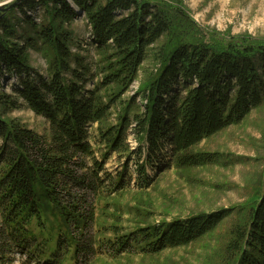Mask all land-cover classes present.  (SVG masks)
<instances>
[{"label":"trees","instance_id":"trees-1","mask_svg":"<svg viewBox=\"0 0 264 264\" xmlns=\"http://www.w3.org/2000/svg\"><path fill=\"white\" fill-rule=\"evenodd\" d=\"M73 1L76 8L67 0H41L46 21L37 25L28 18L35 37L24 46L7 21L0 20V264H12L9 257L15 253L29 263L77 264L80 255L95 256L103 244L111 246L114 258L154 255L201 240L236 212L240 219L229 232L223 263L264 264V177L254 197L237 208L132 230L98 221L109 204L99 200L127 189L132 158L138 157L141 189L155 181L147 165L167 147L178 169L219 159L220 154L192 150L262 107L264 42L211 38L207 44L183 10L161 2ZM77 9L92 29L96 69L102 75L90 92L85 83L91 67L72 53L73 35L65 29L77 18ZM161 40L165 43L155 55L158 68L141 84V101L137 96L121 101L117 123L106 126L111 108L138 79L148 50ZM31 47L46 58L48 79L33 76L27 56ZM5 75L19 78L14 95L4 90ZM105 89L110 95L104 97ZM24 108L45 119L49 134L8 119ZM134 122L138 151L127 142ZM96 124L101 160L89 142L88 128ZM144 150L151 161L140 163ZM111 153L127 155L116 176L105 169Z\"/></svg>","mask_w":264,"mask_h":264},{"label":"rangeland","instance_id":"rangeland-1","mask_svg":"<svg viewBox=\"0 0 264 264\" xmlns=\"http://www.w3.org/2000/svg\"><path fill=\"white\" fill-rule=\"evenodd\" d=\"M16 1L0 0V6L6 3L12 5ZM29 1L32 5L27 6ZM67 1L76 8L73 0ZM150 1L152 4L161 2L172 10H183L199 28V34L207 44L210 43L211 38L223 39L227 42L237 39L264 42V0ZM41 4V0H24L7 12L3 18L9 24V29L16 31L19 37L17 43L20 46L26 45L29 37H35L34 27L27 22L28 18L37 25L46 21V10ZM77 10V18L70 25L66 24L65 29L73 35L72 53L84 57L85 65L91 67V73L86 77L85 83V91L90 92L101 83L102 75L96 69L99 58L96 46L92 44V29L88 26L83 11ZM3 35L4 31L0 26V37ZM164 43V40H161L155 48L148 50L138 79L111 108L106 126L117 123L122 109L121 101L125 102L136 96L137 101H141V97L138 96L139 89L147 76L155 73L158 68L155 55L157 49ZM27 56L34 70L33 76L40 75L48 79L49 67L46 58L33 47L28 49ZM73 67H76L75 62ZM2 84L9 95H14L15 89L20 86V81L16 75H5ZM101 95L105 97L110 95V92L105 89ZM8 119L17 120L40 135L48 133L45 119L36 116L29 109L11 112ZM98 127L99 125L96 124L88 128L91 136L89 142L96 148L97 157L101 160V152L99 153L96 142L99 139ZM134 127L135 122L129 131L127 142L132 150L138 151L139 144L134 136ZM192 152H208L220 156L215 163L204 167L178 169L172 161L171 149L167 147L163 153L151 159L152 164L147 165V174L155 181L145 189L139 188L144 183L141 182L142 179L139 178L137 171L138 157L132 158L129 164V176L125 182L127 189L112 194L110 198L99 200L102 204L109 203L105 210L106 216L103 217L102 206H99L98 212L101 216L98 219L99 223L114 225L117 222L118 227L132 230L137 225L186 220L192 215L237 208L248 203L262 186L264 177V103L241 124L204 140L193 148ZM140 160V163L150 160L147 150L143 151ZM126 161L127 155L120 157L111 153L105 161V169L116 176L117 172L122 171ZM237 218L240 219V215L236 212L211 234L189 246L167 249L154 255H143L139 252L114 258L111 254V246L103 244L100 245L99 252L95 256L80 255L77 264H224V249L229 239V232L232 225L237 222ZM110 237L111 235L108 234L105 239ZM82 239L83 241L88 239V233ZM9 261H12V264H35V262L29 263L27 257L20 253L11 254Z\"/></svg>","mask_w":264,"mask_h":264},{"label":"water","instance_id":"water-1","mask_svg":"<svg viewBox=\"0 0 264 264\" xmlns=\"http://www.w3.org/2000/svg\"><path fill=\"white\" fill-rule=\"evenodd\" d=\"M14 1V0H12ZM24 0H17L14 2L12 5H9V3H6L2 6H0V20L4 18L7 12L11 11L14 7L18 6L21 4Z\"/></svg>","mask_w":264,"mask_h":264}]
</instances>
